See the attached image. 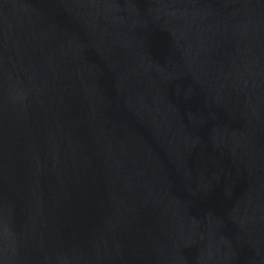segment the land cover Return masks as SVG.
Instances as JSON below:
<instances>
[{
    "label": "water",
    "instance_id": "95a60500",
    "mask_svg": "<svg viewBox=\"0 0 264 264\" xmlns=\"http://www.w3.org/2000/svg\"><path fill=\"white\" fill-rule=\"evenodd\" d=\"M0 264H264V0H0Z\"/></svg>",
    "mask_w": 264,
    "mask_h": 264
}]
</instances>
